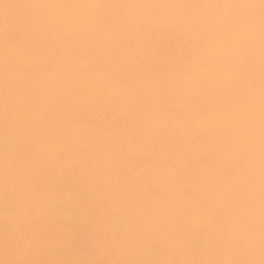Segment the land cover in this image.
I'll return each mask as SVG.
<instances>
[{"label":"snow or ice","instance_id":"6c2138e0","mask_svg":"<svg viewBox=\"0 0 264 264\" xmlns=\"http://www.w3.org/2000/svg\"><path fill=\"white\" fill-rule=\"evenodd\" d=\"M0 264H264V0H0Z\"/></svg>","mask_w":264,"mask_h":264}]
</instances>
